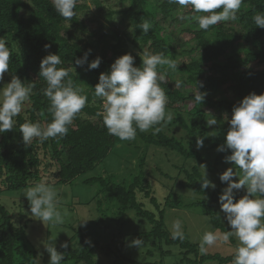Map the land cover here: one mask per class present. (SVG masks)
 Returning a JSON list of instances; mask_svg holds the SVG:
<instances>
[{
    "label": "trees",
    "instance_id": "1",
    "mask_svg": "<svg viewBox=\"0 0 264 264\" xmlns=\"http://www.w3.org/2000/svg\"><path fill=\"white\" fill-rule=\"evenodd\" d=\"M87 1L77 0L75 15L66 20L55 11L52 0H0V38H4L10 51L9 69L4 73L0 88L5 85V77L11 80L17 76L22 82L32 84L29 100L24 103L20 114L14 117L13 130L0 133V192L20 191L40 181L48 185L72 184L105 162L114 151L118 138L108 134L102 117L97 115L101 111L102 100L94 95V88L100 75L109 72L115 60L125 54L130 53L135 58L134 66L140 67V53H162L164 58L176 63L175 70L167 65L157 67L158 73L165 75V80L160 82L167 96L165 111L166 114L171 112L174 118L155 125L154 128H161L156 134H153L154 129L150 133L137 129L136 136L148 147L166 150L183 159V165L177 169L187 181L181 185L196 196L195 201L174 200L176 195L170 190L162 206L147 174L146 156L139 159L138 173L132 175L127 183H118L113 176L91 178L84 183L99 184L110 195L114 203V221L119 225L130 211L138 219L147 221L152 226L151 230L136 234L135 240L141 239L142 244L150 243L162 250L163 258L170 254L163 250L164 247L176 246L181 250V259L176 264H232L234 254L202 255L199 245L189 238L173 239L165 216L168 208H198L223 234L231 231L215 208L220 204L222 187L204 190L201 183L205 174L209 180L230 167L237 179L242 178V172L234 163L225 162V157L231 155L230 150L218 152L211 162L204 158L201 148L197 149L196 140L203 139V147L217 151L225 143L234 106L251 93L264 94V29L254 23V16L264 13V0H242L235 20L221 21L208 30L199 28L192 18L194 13L190 5L181 7L169 0H120V9L109 12L105 11L100 0H91L108 22L106 26L91 29L81 16L89 12L88 5L84 3ZM181 16L184 19H180ZM144 19L151 23L148 32L141 27ZM178 21L185 22L179 34L190 36L189 42L194 44L192 49H185L187 44L184 45L182 40L178 48L175 38L166 34V25L173 27ZM45 45H50V48L45 50ZM89 50L88 63L97 57L102 58L97 69L88 70V63L83 66L75 64V60L83 58ZM49 54L60 56L61 64L57 68L69 72L65 82L70 79L74 89H79L88 100L67 126L65 136L43 141L33 138L26 145L20 125L38 122L46 127L53 119L50 101L43 95L47 82L39 77L41 60ZM187 55L191 60L180 65L179 58ZM177 80L182 82L181 87H175ZM199 91L206 94L203 102L195 101ZM210 118L222 122L214 127L215 136L210 135L211 127L207 125ZM174 127L181 128L184 136L178 138L166 133ZM192 162L198 164L187 167L188 163L193 165ZM158 172L171 178L161 169ZM0 212V264H39L37 251L22 243L25 227L3 206H0ZM230 239L236 247L237 241ZM74 241L77 243L71 246ZM86 241H90L88 236L77 231L67 242V249L59 246L58 252L66 253L61 264H101L95 257L97 244L93 246ZM106 249L107 253L113 252L109 246Z\"/></svg>",
    "mask_w": 264,
    "mask_h": 264
},
{
    "label": "clouds",
    "instance_id": "2",
    "mask_svg": "<svg viewBox=\"0 0 264 264\" xmlns=\"http://www.w3.org/2000/svg\"><path fill=\"white\" fill-rule=\"evenodd\" d=\"M181 7L191 6L193 19L202 30L221 21L235 20L236 12L242 0H169ZM55 11L64 19L70 20L75 15L77 0H52ZM222 9L221 11H217ZM180 19H184L183 16ZM257 27L264 29V13L254 16ZM144 32L151 27L149 20L144 19L141 25ZM50 45H45V50ZM75 60L77 66L88 63V55ZM142 66L135 67V58L129 53L115 60L107 73H102L99 83L94 88V95L102 100V117L108 134L120 140H133L137 129L147 132L154 129L153 134L161 131L155 127L161 121H171L172 114H166L167 96L160 86L165 75L158 73V65H167L175 70L174 60L164 58L163 54L151 55L140 53ZM10 51L4 38H0V82L4 73L9 69ZM102 58L97 57L88 63V70L99 68ZM61 64L60 56L49 54L41 60L39 77L47 82L43 95L50 101L53 119L42 127L40 123L25 122L20 125L23 142L28 145L33 138L41 141L48 138L63 137L68 133L74 117L81 112L87 103V96L81 95L79 89H74L72 81L65 82L69 72L64 68H57ZM177 80L175 87H181ZM200 85L199 87H202ZM32 92L31 82L25 83L17 76L11 82L0 88V133L9 132L14 127V117L22 111V107L29 100ZM206 94L200 91L195 95L196 102H203ZM217 119L207 121L209 127L217 124ZM225 143L217 148L218 152L231 151L225 157L226 163H234L241 172L242 178L238 182L233 179V168H228L220 175L222 183L227 187L219 196L220 211L224 214L231 231H226L222 240L228 242L235 238L238 243L235 248L232 264H264V94L251 93L233 108V116ZM204 140L197 138V149L202 148ZM202 189H215L216 185L205 178L201 183ZM246 189V194L236 200L235 192ZM259 194V198H253ZM24 197L30 204V212L37 220L46 226L47 222L62 224L63 217L56 207V192L44 181L36 183L26 189ZM219 217L220 215L217 214ZM87 222V221H86ZM81 222L80 224H86ZM173 239L183 238L181 222L176 220L172 225ZM218 231V230H217ZM220 239L216 232L206 231L200 241L199 251L206 254L209 247ZM90 243V241H86ZM143 241L136 239L130 246L139 248ZM50 255L49 264H61L66 253L57 251L55 243H44ZM67 249L68 243L61 245Z\"/></svg>",
    "mask_w": 264,
    "mask_h": 264
},
{
    "label": "rangeland",
    "instance_id": "3",
    "mask_svg": "<svg viewBox=\"0 0 264 264\" xmlns=\"http://www.w3.org/2000/svg\"><path fill=\"white\" fill-rule=\"evenodd\" d=\"M100 1L106 12L120 9V0ZM84 3L88 5L89 12L87 14L83 13L81 16L89 23L91 29H97L100 25H108L107 20L101 16L99 9L91 0ZM116 23H118L117 19ZM184 25V21L176 22L173 27L166 25L165 32L175 38V46H178V48H180L179 44L182 40L184 45L187 44L185 49H192L194 44L189 42L190 36L179 34ZM135 52L138 53V51ZM190 60L191 56L187 55L184 58H179L178 63L181 65L183 61L189 62ZM10 82L11 80L5 77L4 84L6 85ZM172 117L174 118L173 115ZM212 119L217 118H210L209 121ZM217 121L216 125L211 126V136H215L214 127L222 123L220 119H217ZM151 130L147 131V133H150ZM167 131L166 133L169 135H175L178 138L185 134L178 127ZM185 138L188 140L187 137ZM201 149L204 158L214 162L218 151L206 146ZM145 156L148 165V177L153 183L155 196L159 198V203L162 206H164L165 196L169 194L170 190H173L177 196H174V200H183L185 203H190L194 200L196 196L181 185L182 182L187 181L186 176L183 174L179 175V170L177 169V167L183 165V159L166 150L148 147L136 136L133 140H120L118 138L112 154L90 174L78 178L72 184L49 185L56 192V207L63 217L64 222L62 224L47 222L45 226L42 221L32 216L29 201L24 197L27 188L20 191L0 192V206L7 209L14 215V219L17 218L20 224L25 227L22 243L37 251V262L39 264H49L50 255L44 247L45 242L55 243L58 251V247L71 241L77 231H81L82 234L88 236L93 246L97 244L95 257L101 264H176L181 259L179 247H164L163 250L169 251L170 254L163 258L162 250L151 246L150 243L142 244L139 248L130 246L132 241L135 240L136 234L148 232L152 226L147 221L138 219L132 211L128 212L126 219L119 225L114 221L115 216L112 209L114 203L110 195L104 192L99 184L89 185L84 183L91 178H107L109 176H113L118 183H127L132 175L138 173L137 163L141 157ZM192 163L193 165L188 163L187 167L198 164L196 162ZM159 169L170 175L171 178L160 174L158 172ZM233 179L238 182L237 176H234ZM209 180L216 185L215 188L222 187L224 189L227 187L226 183L221 182L220 175L210 177ZM244 193H246V189L235 192L236 200L238 201L243 197ZM253 198H259V194H254ZM148 208L155 211V208L151 205H148ZM215 208L221 213L224 225L230 228L224 214L220 211V204ZM165 218L167 228L171 233L173 232V222L179 220L183 237L189 238L191 242L198 245H200L201 238L206 231L216 232L220 239L215 245L208 248L206 254H220L222 256L234 254L236 247L231 244V239L228 242H224L222 240L223 233L211 224L209 217L202 214L200 209L168 208L166 209ZM81 222H86V224H80ZM76 243L77 241H74L71 246ZM107 246L111 247L113 252L107 253ZM150 251H153L152 254L149 253ZM207 264L217 263L208 262Z\"/></svg>",
    "mask_w": 264,
    "mask_h": 264
}]
</instances>
